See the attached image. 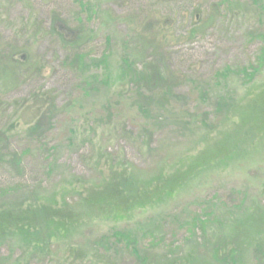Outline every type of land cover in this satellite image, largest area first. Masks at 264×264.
I'll use <instances>...</instances> for the list:
<instances>
[{
	"label": "rangeland",
	"instance_id": "374dc122",
	"mask_svg": "<svg viewBox=\"0 0 264 264\" xmlns=\"http://www.w3.org/2000/svg\"><path fill=\"white\" fill-rule=\"evenodd\" d=\"M256 33L264 0H0V134L9 131L0 206L12 199L3 188H19L72 212L41 246L14 242L8 226L0 264H141L115 243L114 227L138 239L148 264L182 263L215 238L188 230L198 213L219 234L246 209H264V122L253 113L264 111V67L247 84L221 73L252 64ZM91 59L105 65L91 69ZM144 72L153 82L136 85ZM222 94L234 101L227 117L216 114ZM51 103L42 134H30ZM231 137L240 148L227 155ZM8 152L22 155L20 171L6 165ZM124 172L171 177L169 188L157 184L171 195L128 208L96 193ZM242 247L241 264H264V247Z\"/></svg>",
	"mask_w": 264,
	"mask_h": 264
},
{
	"label": "trees",
	"instance_id": "16d2710c",
	"mask_svg": "<svg viewBox=\"0 0 264 264\" xmlns=\"http://www.w3.org/2000/svg\"><path fill=\"white\" fill-rule=\"evenodd\" d=\"M251 1L254 4H257L259 0ZM255 37L261 39V45L252 64H249L246 68L236 71H233L228 67L225 68L221 72L223 79H226L231 71L232 73H235L236 76H241L240 81L243 84H247L253 81L255 74H257L264 67V34L256 33ZM75 61L79 64L82 63L83 56L80 54L77 55ZM104 63L105 60L91 59L87 65L91 69H96L105 65ZM133 76V82L138 86H142V82L147 85H151L153 82V75L150 72H144L139 75L134 73ZM145 84L143 86H145ZM230 98L231 95L229 94L218 95L214 98L217 115H220L221 117L228 116V113L233 108L234 103V101ZM52 106L53 105L51 103L50 106L47 107V110L45 112L42 111L39 118L29 127L28 131L30 134L35 135L43 131L45 128L44 123L47 121L45 120L46 117L47 119H51L50 116L53 113L54 108ZM253 113L259 116L261 121L264 122V111L261 108L256 110L254 109ZM7 132L0 134V143L3 145L8 142V138L6 139V136L8 135ZM246 134L247 133H245V135ZM247 135L250 137V134ZM237 148H240V144L234 137H231L228 140L226 139L225 147L221 152L229 155L230 153H237ZM1 149L5 148L2 147ZM6 156H8V159H6V165L8 167L14 169L15 171H20L22 169V155L16 152H8V155ZM166 179L167 178L165 177L164 180L162 178H158V180L153 181H142L132 172H124L119 174V178L111 180V182L103 186V188H96V193L100 192L99 194H104L107 192L110 199L113 200V197H115V199L118 200L117 202L121 205H126L130 208L131 205L137 203L139 197L144 198V200L147 197L150 202L156 198L162 199L165 196L169 197L172 192L170 189H168L165 196H163V191L161 188L157 187V184L160 183L163 188H169L166 186L169 183L171 184L173 178L169 177V180ZM20 190L21 189L19 188H3L5 195H10L9 197H12V199H9L0 206V240L5 237L7 227L11 226L15 229V232L12 233L15 236L12 237L14 242L19 241L23 242L24 245L34 244L36 246H41L53 237V231L57 230L58 227L63 230L67 229L68 221L72 219L71 207H68L70 205L53 207V210H48L47 205L40 202L41 200L38 198L37 194L29 196ZM246 211L247 212H243V214L237 215L232 220L227 219L228 224L225 222L227 224L225 229L222 228L223 230L221 231L217 230L219 231V234L218 232L214 234L212 231V233L210 232L211 234H209L207 231L206 224H209V219L212 217L209 212H204V214L198 213L195 215L191 219V223L189 224L190 228H188V230L195 231L197 229L201 231L204 238H207V235H213L215 238H210L209 240L207 239L210 243V245L206 248L208 252L204 248L202 253L195 252L194 255L189 253L186 259L181 258V260H183L182 263L177 264H213L212 262L215 264H236L237 262L240 263V260L244 259L247 254L246 249H243L242 244L248 246L250 244H254V246H256L259 250L263 249V237L256 239L254 236L258 238L259 235L264 234V209L249 208L248 210L246 209ZM53 225H55V227H53ZM260 225H262L263 228H260ZM111 233L115 243L120 244L123 246L122 248L131 251L134 256L140 258L142 261L141 264H148L146 259L141 258L140 249L138 247V239L133 238L132 235L128 233V230H122L114 227L111 230ZM263 252L264 251L261 253L264 254ZM207 254L209 256H205ZM154 264H171V262L164 259V261L159 262L156 260V263Z\"/></svg>",
	"mask_w": 264,
	"mask_h": 264
}]
</instances>
